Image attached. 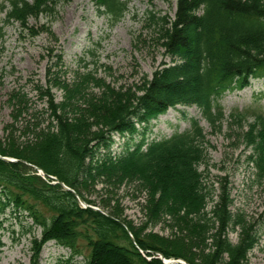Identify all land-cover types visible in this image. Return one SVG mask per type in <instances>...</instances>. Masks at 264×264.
<instances>
[{"label":"trees","instance_id":"obj_1","mask_svg":"<svg viewBox=\"0 0 264 264\" xmlns=\"http://www.w3.org/2000/svg\"><path fill=\"white\" fill-rule=\"evenodd\" d=\"M69 1L0 0V10L6 23L18 24L36 37L50 29L31 26L30 20L53 16L60 4ZM96 1L113 24L129 10L128 1ZM158 31L171 61L163 62L134 91L116 90L92 72L68 83L60 51L55 64L47 67L46 84L37 88L49 112L48 125L29 126L33 136L22 142L14 136V124L9 126L11 143H0V156L17 161L0 158V228L8 210L27 213L42 228L41 239L33 241L31 264H39L41 250L49 242L71 252V259L62 264H165L159 254L187 264L246 263L257 239L250 225L232 215L228 189L208 211L212 197L201 167L208 160L209 141L200 121L193 118L190 129L159 141L147 142L145 131L178 107L197 108L213 130H221L223 98L247 89L252 80L264 79V0H176L174 19L162 18ZM53 90L61 92L60 102ZM9 102L14 122L30 111L26 94L14 92ZM232 118L241 121L245 115ZM137 126L143 129L138 143L126 146L119 156L108 152L95 158L99 147L110 150L115 135H136ZM244 139L253 148L249 160L264 177V114L249 125ZM28 164L58 184L28 173ZM125 183H136L145 193L149 222L169 220L177 228L175 235L186 242L144 235V230L123 223L117 209L105 215L79 204L78 197L94 204L82 191L97 184L114 192ZM232 226L240 228L237 244L228 237ZM82 243L87 255L82 262H73L84 254ZM193 249L201 257H193Z\"/></svg>","mask_w":264,"mask_h":264},{"label":"rangeland","instance_id":"obj_2","mask_svg":"<svg viewBox=\"0 0 264 264\" xmlns=\"http://www.w3.org/2000/svg\"><path fill=\"white\" fill-rule=\"evenodd\" d=\"M123 1L129 2V10L115 24L99 11L96 0L62 3L53 16L30 20L31 26L50 29L49 33L44 31L36 37H31L18 24L6 23L5 13L0 10V143H11L9 126L12 124L14 136L22 142L33 136L27 129L29 126L44 128L50 122L45 100L37 88L46 84L47 67L55 64V54L60 51L63 54V79L68 83L92 72L97 79H103L116 90L124 91L129 88L134 91V87L141 84L143 79H150L163 62L171 61L158 40V30L162 18L174 19L176 0ZM14 92L26 94L30 101L29 113L22 114L17 122L13 121L14 108L9 102ZM52 92L56 102H60L61 92ZM221 104L225 116L220 131L213 130L197 108L178 107L153 121L145 131V137L147 142L170 138L190 129L191 119L200 121L209 141L208 160L201 167L205 185L212 197L208 211L219 200L224 188L228 189L232 215L235 218L239 216L250 225L257 239L245 264H264V177L258 175L254 163L249 160L253 148L244 139L249 125L256 121L259 114H264V79L252 80L247 89L227 94ZM233 114H242L245 118L238 121L232 118ZM137 128L139 131L133 136L115 135L110 150L99 147L95 158L108 152L113 156L123 154L126 146H133L143 138L142 127ZM0 158L13 160H4L6 162L17 161L10 157ZM34 167L28 164L26 171L45 181L51 179L50 184H58L56 178H48ZM62 187L66 189L64 184ZM109 191L97 184L94 189L82 193L94 202L90 206L86 203L88 207L103 211L105 215L117 209L123 223H131L138 230H144V235L152 234L171 242H186L184 237L175 235L177 228H173L169 220L159 223L147 220L145 193L138 184L125 183L118 190ZM79 204L82 208H88L80 201ZM1 222L0 264H31L33 241L41 239L42 228L27 213L15 214L11 210L1 218ZM239 235L240 228H229L228 237L232 243H238ZM82 249L84 254L77 256L73 262H82L86 257V243H82ZM191 255L201 257V252L193 249ZM70 259L68 249L49 242L41 250L39 264H62ZM158 259L177 261L164 257Z\"/></svg>","mask_w":264,"mask_h":264},{"label":"water","instance_id":"obj_3","mask_svg":"<svg viewBox=\"0 0 264 264\" xmlns=\"http://www.w3.org/2000/svg\"><path fill=\"white\" fill-rule=\"evenodd\" d=\"M3 160H6V161H13V160H9V159H7V158H2ZM37 171H40V172H43L41 169H38L37 167H34ZM44 173V172H43ZM66 188V190H68V191H70V192H72V193H74L75 194V192L73 191V190H71V189H69L68 187H65ZM79 199V201L84 205V206H86L87 207V205L84 203V201L82 200V199H80V198H78ZM160 258H162V257H160ZM165 264H187L185 261H183V260H177V261H172V260H169V261H165Z\"/></svg>","mask_w":264,"mask_h":264},{"label":"bare ground","instance_id":"obj_4","mask_svg":"<svg viewBox=\"0 0 264 264\" xmlns=\"http://www.w3.org/2000/svg\"><path fill=\"white\" fill-rule=\"evenodd\" d=\"M158 257H162V258H163V256H162L161 254H159ZM163 262H164V260H163ZM164 263H165V262H164Z\"/></svg>","mask_w":264,"mask_h":264}]
</instances>
